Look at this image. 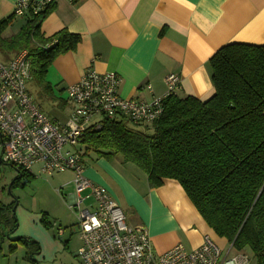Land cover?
Masks as SVG:
<instances>
[{"label":"crops","instance_id":"crops-1","mask_svg":"<svg viewBox=\"0 0 264 264\" xmlns=\"http://www.w3.org/2000/svg\"><path fill=\"white\" fill-rule=\"evenodd\" d=\"M14 3L0 0V19L13 13ZM61 30L79 35L80 42L74 51L57 56L45 71L43 89L48 95L43 101L50 103V110L45 112L36 104L58 123H63L72 109L67 98H62L66 88L88 69L116 73L121 80L118 95L123 99L149 102L161 97L166 92L165 77L175 74L180 78L176 96L207 100L213 95L208 61L219 48L231 43L264 45V0H55V8L41 23L40 31L48 38ZM29 81L37 83L32 75ZM35 174L44 173L38 166ZM30 175L35 177L34 172ZM83 176L108 191L123 214H129L125 217L128 225L146 229L155 254L176 245L193 250L204 236L219 240L176 181L164 179L161 186L150 188L146 175L119 156L92 159L83 164ZM71 185L69 181L57 186L56 193L62 197H58L60 203L75 215L69 209L74 194ZM38 241L33 242L41 245L31 259L35 264L43 254ZM4 242L0 249L8 252L9 243ZM70 242V236L62 243L52 239L54 250L44 254L43 263L55 264L57 255L65 260L72 254L80 264V246L72 251Z\"/></svg>","mask_w":264,"mask_h":264},{"label":"trees","instance_id":"trees-1","mask_svg":"<svg viewBox=\"0 0 264 264\" xmlns=\"http://www.w3.org/2000/svg\"><path fill=\"white\" fill-rule=\"evenodd\" d=\"M54 8L55 0L36 11L30 7L10 37L3 33L16 17L0 19V57L9 61L25 51L31 75L42 88L52 61L80 42L79 35L66 30L43 36L41 23ZM208 64L213 95L207 100L168 96L155 122L105 121L82 142L101 157L119 156L134 164L150 188L164 179L176 181L215 235L247 254L250 264H264V45H225ZM15 170L20 177L13 185L30 181L31 175ZM15 203L0 204L1 241L17 229ZM28 244L32 258L38 246L23 238L9 239L8 253Z\"/></svg>","mask_w":264,"mask_h":264},{"label":"built area","instance_id":"built-area-1","mask_svg":"<svg viewBox=\"0 0 264 264\" xmlns=\"http://www.w3.org/2000/svg\"><path fill=\"white\" fill-rule=\"evenodd\" d=\"M50 1L15 0L12 14L22 17L30 7L36 11ZM30 79L31 65L25 51L9 61L0 60V160L29 175L34 166L46 175L72 174L74 194L69 209L77 219L80 264H250L246 254L228 256L231 244L223 255L208 236L193 250L176 245L155 254L146 229L128 225L108 191L83 176L75 147L83 143L85 134L101 130L105 121L126 120L133 126L155 122L163 112L164 100L179 89L177 75L165 77L163 96L138 102L118 95L121 80L116 73L88 69L65 90L72 109L63 123L37 107L27 90Z\"/></svg>","mask_w":264,"mask_h":264},{"label":"rangeland","instance_id":"rangeland-1","mask_svg":"<svg viewBox=\"0 0 264 264\" xmlns=\"http://www.w3.org/2000/svg\"><path fill=\"white\" fill-rule=\"evenodd\" d=\"M22 21V17L15 20L13 24L5 30L3 37H10L15 34ZM0 60L4 61L1 57ZM27 90L35 104L42 106L45 112L48 109L50 110V103L46 102V100L45 103L43 101L45 99L44 96L48 94L41 86H39L38 83H34L33 81L30 83V81H28ZM62 98L65 100L66 96H62ZM51 114L56 116L55 112ZM75 150H77L81 156L82 165L89 163L92 159L101 157L95 152L87 150L85 143L77 145ZM37 167L38 166H34L32 168V172H34L35 177H31L30 181L26 184L22 182L24 185L19 186L18 184L13 185V181L19 178V174L15 168L8 164L0 163V204L7 205L10 202H16L13 210H15L17 229L9 235V237L15 236L18 238L29 239L30 241L37 242L38 244V240H40L43 247V254H40V259L38 260L39 264H44V254L47 252L46 255H49L51 251L54 250L51 243L52 239H55L56 242L62 243L63 238L70 236V248L72 251H76L77 248H79L80 241L76 226V216L60 203L58 197L60 199H62V197L57 196L56 193L57 186H61L69 181H72V175L70 173H62L53 174L51 177L46 174L38 176L35 174ZM71 189L73 191V185H71L70 190ZM68 190L69 188L66 189V192ZM124 215L128 219L129 214L127 213V215ZM42 218L46 219L45 221L50 224V227L52 226L49 228L50 232L46 231L44 225L42 224L43 222L41 221ZM126 222L129 223L128 221ZM57 229H61L64 232L65 236L63 235L61 239L58 236ZM32 236H35L38 240ZM216 237L219 239L218 242H214L212 239L211 240L221 249L222 254L224 255L228 251L230 244L225 238L217 235ZM9 239L5 237L4 240L1 241L0 235L1 246L4 241V243H9ZM38 247H41V245H38ZM23 250L24 252L26 251L25 254H23ZM32 252L33 247L29 244L27 246L17 245V248L11 254H9L7 250L5 251L3 247L0 252V264H35L31 262L32 258L30 257V254ZM240 253L245 254L232 248L228 256L232 257ZM68 255L65 260H63L62 255H57V262H55V264H79L72 254ZM35 260L38 263L36 258ZM47 264H49V262Z\"/></svg>","mask_w":264,"mask_h":264},{"label":"water","instance_id":"water-1","mask_svg":"<svg viewBox=\"0 0 264 264\" xmlns=\"http://www.w3.org/2000/svg\"><path fill=\"white\" fill-rule=\"evenodd\" d=\"M20 177V176H19ZM14 211V210H13ZM25 241L29 242V243H33L34 241H30L29 239H24Z\"/></svg>","mask_w":264,"mask_h":264}]
</instances>
